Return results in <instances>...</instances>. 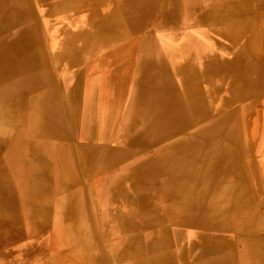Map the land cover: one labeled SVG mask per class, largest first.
Listing matches in <instances>:
<instances>
[{
  "label": "crops",
  "instance_id": "obj_1",
  "mask_svg": "<svg viewBox=\"0 0 264 264\" xmlns=\"http://www.w3.org/2000/svg\"><path fill=\"white\" fill-rule=\"evenodd\" d=\"M12 1L0 0V21L5 26L12 24L0 34L8 39L23 36L33 40L27 51L34 53L41 70L37 75L40 81L33 72L14 80L0 79V264H80L69 261L70 239L85 240L95 247L90 253L93 264H137L158 256L159 250L135 256V241L145 244L159 238L162 231L173 239L172 229L178 227L154 225L152 232L131 216L136 205L135 166L139 159L151 160L159 154V148L152 149L147 137L151 151L135 158L134 135L142 127L135 118L139 112L134 110L133 98L144 79L143 73L137 72H143L141 64L147 63L150 49L164 67L166 50L180 43L179 39H168L164 26L166 8L179 0H159L165 14L159 18L163 24L158 30L148 23L139 29L130 27L132 20L149 17L142 5L150 0ZM198 2L205 10L204 18L220 16L228 21L226 25L239 21L237 29L226 27L222 31L240 37L238 109L232 108L228 92L219 110L249 111L244 122L247 139L239 138V144L255 153V171L263 175L264 0ZM17 8H24L25 17L18 15L21 11ZM173 10L181 11L176 6ZM198 26L206 27L203 23ZM191 27L186 33H195ZM246 36L255 42L248 61L243 45ZM23 37L17 53H23ZM5 46L1 45L0 51ZM218 48L226 50L225 46ZM232 61L223 55L222 63ZM220 85L223 88V82ZM52 105L55 110L50 111ZM254 121L260 130L256 135L250 129ZM167 208L172 209V204ZM120 215H126V220ZM188 228L178 229L184 245L194 236ZM102 239L104 243L99 242ZM125 244L126 256L118 257ZM169 253L177 257L174 244ZM99 257L103 263H97Z\"/></svg>",
  "mask_w": 264,
  "mask_h": 264
},
{
  "label": "bare ground",
  "instance_id": "obj_2",
  "mask_svg": "<svg viewBox=\"0 0 264 264\" xmlns=\"http://www.w3.org/2000/svg\"><path fill=\"white\" fill-rule=\"evenodd\" d=\"M181 1L185 8L187 6L189 18L197 19L198 17L199 18L202 17L201 13H203L205 10L202 7V5H200L198 0H181ZM12 2L13 1L11 0V3ZM10 8L12 7L10 6ZM13 9L10 10L15 11L16 8L14 7ZM21 9L24 10V8ZM23 10L20 12L21 14L18 15H22ZM253 13H255V11ZM14 14L17 15V12L15 11ZM10 15L12 16V14ZM215 17L210 20L207 19V17L206 18L203 17V22L206 24V27L210 30L215 29V33L222 34V31L224 30V28L226 29V27H231V29L233 28L237 29L238 27L239 21H232L230 22V25L228 24L229 25L228 26L226 25L228 22L227 20L220 19V16L219 18H215ZM12 23H15V21H12ZM137 23L138 21H136L135 23V20H132L130 23L131 24L130 27H132L133 29H138L139 23L138 24ZM0 24H2L0 26V31L5 30L6 27L12 25L10 23V25L6 24L7 26H5L1 21ZM164 26L166 27V30L177 27V25L175 24L166 23V22ZM22 37L23 36L21 37L18 36L13 40L9 41L8 43H6L5 49L0 51V79L3 81L16 78L18 77L19 74L22 75L24 72L28 73V71L35 69L36 66H41L39 61H35L36 56L33 55L34 53L32 54V52H30L29 50L27 51V45H32L34 43V41L30 40L29 37L27 38L28 40L27 42L26 41L23 42L24 44L23 53L20 52L17 53L16 48L18 43H20L19 39ZM176 38L178 39L179 37H172L169 39L175 40ZM248 38L250 37H246V39ZM179 41H180L179 49L176 48L177 50L169 51L168 54L170 55V58L172 60L181 57H183L184 59L191 58L192 52L198 47H191L186 39H182V40L179 39ZM236 41H239V39H237ZM243 45L244 48L246 47L247 54L245 58L248 61L250 54L251 55L253 54L251 51L253 50V47L248 49L247 43H244ZM17 54L19 55L18 59H16ZM20 55H22V57ZM149 55L150 58L146 59V61L152 60L153 63L146 65V63L143 61V63L141 64L143 65L142 67L143 72L148 70L150 74L159 77L160 78L158 84L159 86L152 94L147 93V87L140 86L139 93L136 92L133 98L134 110L138 109L139 112L135 114V118L138 122L142 121L143 119H147L148 116L152 118L150 124H147L145 130L142 132L144 134V139H147L148 137L149 139L155 141L161 139L164 140L166 138H169L171 135H175V137L171 136L173 138L172 140L170 141L166 140L168 142L163 143L158 147L159 148L158 157L156 158L155 161H152L149 166H145L146 165L145 163L143 164V166L135 167L136 169L138 168L139 171L135 174V179H134L135 191L134 190L133 191L135 192L134 201L136 205L133 207V213L131 214V216H133L134 218L136 217L135 220L137 219L138 224H140V227L149 228L154 221H157V219L154 218L157 216L156 214L152 215L146 211L147 210L152 211L160 203L161 199L162 200L167 199L171 201L173 198L181 195V202L179 207L181 209V213L179 214L177 219L175 218V220L186 223L195 228L202 229L204 236L198 239L200 240L198 243V247L203 249L202 252L210 255V261L208 262L207 259L206 264H264V243L260 244V239H261L260 237L264 234V213H261L258 210H256L255 196H254L255 195L254 191H256V189L251 188V184L257 187L258 185H260L261 182L260 179L255 174L256 168L253 165L251 158L248 159L245 163L241 159L240 154L242 148L239 144L240 140H238L237 137L238 123L235 112L209 111L211 110V100L208 105L207 100H204V96L203 97L201 96L202 98L200 100L197 97L198 96L197 94L199 92H196L192 89H185L189 95L188 98L181 97L180 95H178L174 87L171 86V81H170L171 74L169 72L168 67L167 66L163 67V65L160 64L159 61L154 60L153 59L154 55H151V53ZM238 60H239V54L233 61V66L236 68L237 71L234 77V82H238L241 80V76L239 75V67L237 64ZM208 66L209 64L207 61L204 64L205 70L208 69ZM211 69L213 70V67H211ZM188 71L191 72L187 74ZM216 71L218 72L217 69ZM137 73H139V71ZM197 74L198 73L193 72L191 69L189 70L187 69V70L178 71L177 76L180 79H182L184 76H188V78L189 77L194 78L195 75ZM93 75H96V73ZM36 79L37 81L38 80L40 81L38 77H36ZM123 85L125 86L126 83L125 84L123 83ZM230 87L233 90L234 85H231ZM233 94L235 95L232 98L234 99L239 98V92H233ZM119 103L120 102H118V104ZM163 103L165 105H163ZM222 104L224 106V102ZM163 107L165 111L163 110ZM140 109L144 111H140ZM147 109L148 111H145ZM53 110L55 109L54 106L52 105L50 107V111ZM163 111L165 112V119H167L168 122L171 121L173 123L179 124V131H181L179 136H176L177 126L174 125L169 131L165 132L160 122L157 125V122L154 121V119H156V114L161 116L163 115ZM255 126L256 124L254 121L253 124L254 130L252 132L253 134L255 133L256 135L258 134L257 132H260V130L259 129L256 130ZM185 131H188L186 135H184ZM259 147L262 146L259 145ZM262 149L264 150V148ZM261 160L263 159L261 158ZM259 163H261V161ZM158 170H163L168 172L166 183H168V181L169 183L166 189L162 190L160 188L163 185L164 182L163 179L158 178L157 182L155 181L153 174ZM50 172L52 174L53 171L50 170ZM147 176H149V179L147 178ZM191 195H194L193 198L191 197ZM151 201H153V203ZM149 202H151V204H149ZM173 202H175V200H173ZM167 205L162 206L161 208L162 216L171 213V211L169 210L170 208L168 209ZM142 213H146V215L142 216ZM137 215L141 216V218L137 217ZM237 224H241L243 226L247 238L244 240L245 243L241 258H239V260L236 259V261H233L234 256L232 254V243L231 241H229V239H225L227 237H225L223 233H227L228 236L231 237L230 235V231H232L231 228H233L234 225L236 226ZM165 233H163L162 231L159 238L154 239L152 237L153 239L148 240L147 243L145 244H143V242L141 241L140 242L135 241V248L133 250L134 254L136 253V255H138L139 253H141V250L142 251L159 250L160 252L161 248H167L166 241L168 239V236ZM151 240L156 244H149ZM174 240L176 241L175 237ZM80 241L81 239H73V240L70 239V244L76 246V244H78ZM124 253H127V251H125ZM159 257H161V253L158 254V256L157 255L151 256V258H149L150 260L146 261L145 263L158 264L157 259ZM139 263H144V262L140 261Z\"/></svg>",
  "mask_w": 264,
  "mask_h": 264
},
{
  "label": "rangeland",
  "instance_id": "obj_3",
  "mask_svg": "<svg viewBox=\"0 0 264 264\" xmlns=\"http://www.w3.org/2000/svg\"><path fill=\"white\" fill-rule=\"evenodd\" d=\"M162 4L163 3L159 2V0H150L149 3H145L144 5H142L143 11L145 10L148 13L149 17L145 20H142V21H140L139 19H134L135 23H136V21H138L139 24L138 23L137 24H138L139 28L142 27V24L144 26V24H147V23H148V25H150L151 28H154L157 30L159 29L160 26H162L163 23L159 24L160 16L165 14L163 8H160V6H162ZM172 5H173V7L176 6V7L180 8L181 11L176 12L171 7ZM172 5L170 7L168 6V8H166L167 14H166L165 22L175 24V25H177V27L167 29L168 39L172 38V37H179L178 39H180V40L186 39L188 44L191 47H198V48H196L192 52L191 58L184 59L183 57H181V58L172 60L168 53L170 50L179 49V44L175 47H168V49L166 50V63H167L166 66L168 67L169 72L171 74V80H170L171 86H173L174 89L176 90V92L178 93V95H180L183 98L189 97V95L185 89H192L196 92H199L197 94L198 96L197 95L196 96L200 100L204 96V100H207L208 105H209V102L211 100V110H209V111H215V112L220 111L219 109L223 106L222 103L224 102V97H227V93L230 92L232 97H234L235 94H233V92H239L240 81L234 82V77H235V74L237 73V71H236V68L233 66V61H232V63H226L225 64L224 62L222 63V59H223V55H224L225 57H228V58L235 60V58L239 54L238 49L240 48L239 41H236V40L240 39V37L238 35L232 36V35H227L224 33L218 34V33H215V29L210 30L207 27L200 28L198 26L199 23H203V25L205 24L203 22L204 14L202 15V13H201V15H202L201 18L198 17L197 19H191V18H189L187 6L185 8L183 6V3L181 0H179L177 2H172ZM143 11H141V12H143ZM14 26H15V24L11 28H13ZM188 26L189 27L192 26L193 30L195 29L194 34L186 33V29ZM192 27L190 29H192ZM170 31H172L171 32L172 34H170ZM8 38H10V37L1 33L0 34V46L8 43L11 40H13L14 38H16V36L15 37L13 36L12 37L13 39H8ZM20 39L22 40V38H20ZM20 39H19V41H20ZM23 41L27 42L28 40L24 38ZM175 41H177V38L175 39ZM227 41H229V43ZM149 42H150V40L147 43L149 44ZM245 43H247L248 49L252 48L253 45L255 44L254 40H252V42H251L250 38L246 39ZM219 45L225 46L226 50L218 48ZM213 49H215V51H213ZM149 53H151V55H154L153 49H150ZM154 60L158 61V59H156V58ZM35 61H38V59H35ZM207 61H208L209 66H208V69L205 70L204 64ZM151 63H153L152 60L147 61L146 65H149ZM211 67H213V70L211 69ZM187 69L188 70L191 69L193 72H196L198 74L195 75L194 78H190V77L188 78V76H184L182 79H180L177 76L178 71L187 70ZM216 69L218 70V72L216 71ZM40 70H41V66H36L35 69L28 71V73L31 74V72H33L34 76L37 77V75H39L38 73H40ZM189 72H191V71H188L187 74ZM216 72H217V74H216ZM28 73L24 72L22 74V76L23 77L27 76V75H29ZM141 73H143L144 79L142 80V83H140V86L147 87V93L152 94L158 88L160 78L153 75V74H150V72L148 70L145 72H141ZM19 75H21V74H19ZM19 75H18V77H19ZM14 79L15 78H13V80ZM222 82L224 84L223 88L220 85ZM153 85H155V86H153ZM231 85H234L233 90L230 87ZM253 88H254V85H253ZM231 104H232L231 105L232 108L234 107V108L238 109V98H236V99L232 98ZM231 112H235V114H236V119H237V123H238V129H237L238 140H239V138H240V140L247 139L248 133L246 132V129L244 127V122L246 121L245 119H248V117H249V111H231ZM250 120H252V119H250ZM151 121H152V118L150 116H148L147 119H143L142 121L138 122L142 128L139 130V132L135 133V135H134V138H135L134 143H135V146L137 147L136 153H135V158H140V156L145 155L148 152H150L151 151L150 146H152V149H153V147H156V146L159 147L163 143H166V142L172 140L173 138L171 136L175 137V135H171L169 138H166V139H164V141H161V142H157V141L149 139L150 140L149 141L150 146H149V144L146 143V139H144V134L142 132L145 130L147 124H150ZM154 121L157 122V125L160 122V124L163 126L165 132L169 131L174 125L177 126V129H176L177 134L176 133L175 134H176V136L180 135L181 131H179V124L173 123L171 121L168 122L167 119H165V112L161 116L156 114V119H154ZM250 129H251V131L254 130L253 124L250 127ZM187 133H188V131H185L184 135H186ZM166 140H168V141H166ZM157 156H158V154H157ZM240 156H241V159L244 163L248 159L251 158L252 163L255 166L257 160H256V156H255L254 152L251 151V153H250V152H247L246 150H244L242 148ZM156 158L157 157H155L151 160H149L147 158L146 159H144V158L139 159L140 160L138 162L139 164L137 163V165L135 167L143 166V164H145V163H146L145 166H149L152 161L156 160ZM263 163L264 162H262L261 166L264 167ZM135 171L137 173L139 171V169L135 168ZM167 173H168L167 171L158 170V171L154 172V174H153L156 182H157L158 178L164 180L165 183L163 182V185L160 187L162 190L166 189L167 185L169 183V181H168V183H166L167 175H168ZM255 174L260 179V182H261L260 185H258L257 187L253 186V184H251V188L256 189V191H254L255 192V195H254L255 196V205H256L255 208L259 212L264 213V174L259 175L256 171H255ZM147 178L149 179V176H147ZM193 196L194 195H191L192 198H193ZM173 200H175V202H173ZM180 202H181V195L173 198L171 201H169L167 199H163V200L161 199L160 203L153 209L154 211L153 210L152 211H148V210L146 211L152 215L156 214V216H157V217H154L157 219V221H154L153 224L149 227L151 229L150 231H152L154 225H160L162 227L173 225L174 227H178L176 229L175 228L172 229V231L174 232V237L176 238V241L174 240V238L170 239L168 237V239L166 241L167 248H161L160 249L161 257H159L157 259V262H158V264H206L207 259H208L207 260L208 262L210 261V255L202 252L203 249L198 247V243L200 241L198 239L200 237L204 236L202 229L201 228H195L191 225H188L186 223L175 220V218L177 219V217L181 213V209L179 208ZM167 204L168 205L172 204V209H170L171 213L168 215L162 216L161 208H162V206H165ZM145 215H146V213H142V216H145ZM120 217L125 218L126 215H124V216L120 215ZM137 217L141 218V216H139V215H137ZM136 221H137V219H136ZM182 226L189 227L188 229H190L194 233V236L191 237V239H187L188 243L186 245H184V243L182 242L183 239H181L182 238L181 232L178 230L179 227H182ZM162 229H164V228H162ZM231 229H232V231H230L231 237L228 236L227 233H223V234L225 235V237H227L225 239H229V241H231V243H232V254L234 256L233 261H236V259L239 260V258H241V256H242L243 249H244V243H245L244 240L247 238V235L245 234L244 228L241 224H237L236 226L234 225V227ZM248 237H251V236H248ZM260 238H261L260 244L264 243V234ZM103 239L99 240V242L104 243L105 240H103ZM121 242H125V241H121ZM139 242H140V240H139ZM156 242H159V241H156ZM149 244H156V243L151 240ZM173 244L178 249L177 257H175V255H172V253H169ZM125 245H124L123 250L118 252V257H125L126 256L127 253H124L126 251ZM94 249H95V247L93 248L92 245L87 244V242L85 240H81L78 244H76V246L70 244V247L68 248V250H70L69 253H70L71 257H70L69 261L77 262L80 264H93V258L91 257L90 253ZM142 252L143 251L141 250V253ZM134 255L136 256V253ZM103 260L104 259L102 257H99L97 259V263H100V262L103 263ZM137 264H146V263L145 262L144 263L138 262Z\"/></svg>",
  "mask_w": 264,
  "mask_h": 264
}]
</instances>
